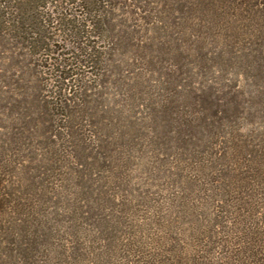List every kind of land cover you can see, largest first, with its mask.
I'll list each match as a JSON object with an SVG mask.
<instances>
[{
    "label": "trees",
    "instance_id": "16d2710c",
    "mask_svg": "<svg viewBox=\"0 0 264 264\" xmlns=\"http://www.w3.org/2000/svg\"><path fill=\"white\" fill-rule=\"evenodd\" d=\"M63 1L0 0V36L14 10L19 57L68 47L56 51L67 84L55 96L15 98L26 73L0 70V264H76L82 252L85 264H264V0H76L77 14L62 13ZM230 69L259 81L256 103L213 74ZM112 85L124 87L116 108L102 103ZM84 147L121 184L92 174L79 194L56 196L74 205L61 211L76 229L55 245L43 187L58 180L52 165ZM126 161L144 186L131 187Z\"/></svg>",
    "mask_w": 264,
    "mask_h": 264
},
{
    "label": "rangeland",
    "instance_id": "374dc122",
    "mask_svg": "<svg viewBox=\"0 0 264 264\" xmlns=\"http://www.w3.org/2000/svg\"><path fill=\"white\" fill-rule=\"evenodd\" d=\"M8 1H13V0H8ZM49 2H51V0H48ZM73 1V3H71ZM76 0H65V2L62 4L63 6V10L62 13H64L66 11V13H78L77 9L74 7V2ZM9 5H11V2L9 3ZM49 5V3H48ZM53 5H55L57 8L56 9H60V7L58 6V4L56 3H52V6L49 5L50 9H53ZM2 8H0L1 10ZM4 11H8L9 13L7 15H5V19L6 17H9L10 19L7 20L5 23H3V32H2V36H0V70L2 71V74H5L6 77L10 76V74L12 73H16L17 71L19 72V75L24 71L26 74H24V87L21 88L20 92H15V98L19 97L18 95H25V94H33L36 95L38 93L39 88H44L45 90H51L53 89V95L55 96V93L57 94V90L60 87H64L63 86V82L67 84L66 80H62L59 78V73L55 72L56 66L59 67L60 70H66L67 67H63V64H65V56H58L56 51H58V53L60 51H62V48L67 49L68 47H66L65 44H62V42H59L57 44H55V46L53 47H49L48 50L49 51H44V50H40L38 52H36V54H28L27 57H19V54L23 53V46L22 44H20V42H18L19 40H17L16 38V31H14V28L11 25H19L18 23L11 21V19H13V15H14V10H9L8 8L4 9ZM3 20V19H2ZM16 23V24H15ZM20 33H17V36ZM22 35V34H20ZM22 47V48H21ZM57 49V50H56ZM55 52L52 54L51 52L54 51ZM26 52V51H24ZM64 52V50H63ZM120 56V60H124V59H129L130 57H122V55ZM17 61H20V64H18V66L20 65L21 67H17ZM60 64V66L58 65ZM16 68V69H15ZM81 69L83 70L84 73H86L87 75H89L90 73H88V71H90L89 68H84L81 67ZM81 69L79 71H81ZM87 71V72H85ZM110 71H108L107 73H109ZM17 74V73H16ZM215 75L216 78L221 79L222 77L225 80H228V77L230 79H232V83L233 82H237V84L239 83L241 85V87L245 88V91H247L246 95H244V97L241 99V101L243 102L246 99H253L251 100L253 103L257 102V99L254 97L252 98L251 95H255V93L257 92L256 90L260 89V83L259 81L253 82V83H248L247 81L252 79V76L248 73L242 72V70L239 71L235 70V69H230L228 73H225L224 75H219L217 73H213ZM141 76H145L147 77V80H150V85L153 82H157V80L159 78H157L156 74L154 72H143L141 74ZM198 76V75H196ZM195 76V77H196ZM1 77V75H0ZM235 79V80H234ZM5 81H7V79H5ZM9 81V79H8ZM146 81V80H145ZM158 83V82H157ZM142 84V83H141ZM54 86V87H53ZM2 77L0 78V109H2V107L5 105L6 101H7V96L4 94V90H2ZM110 88H108L107 94H104V97L102 98V103L103 105H108L109 107H118V105L122 106V104H120V102H123L122 98L120 97V95L116 94L117 92H120L122 90V88L118 87L115 88L116 86H109ZM4 88V87H3ZM6 90V89H5ZM55 91V93H54ZM32 92V93H31ZM51 93V91H50ZM49 94V93H47ZM145 95L149 96L148 93H146ZM23 98V97H21ZM105 98V99H104ZM103 99L105 101H103ZM147 98L141 96L138 103L141 102H146ZM9 100L7 101L6 105L8 104ZM134 103L133 100L128 101V106H132ZM100 108V106H99ZM101 109V108H100ZM121 107L118 108V110L120 111ZM110 115L111 116H115L117 115V113L113 110H110ZM124 115V114H123ZM241 117V116H240ZM244 118L246 116H243ZM123 118H126L124 120V127L119 128L123 134H129V132L132 130V123L129 121V115L126 112L125 115L123 116ZM116 119V118H115ZM129 119V120H127ZM122 124H118V126H121ZM117 126V127H118ZM118 131V129H117ZM91 142V141H90ZM92 143V142H91ZM90 145V144H89ZM114 149V147H113ZM115 153V157H117V152L114 151ZM122 156H125L126 154L123 152ZM96 153V149H94V147L91 149H86L84 147V150H77L74 154H72V157L69 158V165H64L62 166V168H60V170L58 169L57 166H51L50 168L55 169L56 173H57V177L58 180L56 181V183L53 186H49L48 184H46V187H43L44 189V195L48 196V202H46L45 204V208L47 211L48 216H54L53 221L50 222L51 225V230H53L52 235L53 238H51V241L56 245H62L59 241L61 240V238L64 236V232L70 230V229H76L75 225L68 223V221L66 222V219H64V215L62 210V207H72L74 205H69V203H65L64 199L58 200L55 199L56 196L58 195H64L66 194L68 191L69 193H76L79 194L80 191V185L81 186H86L88 184H90V175L93 174L96 176L95 178H98V182H100V178L102 179V177H106L108 175V177L104 180L105 184L108 185H115V184H121V174L119 172V169H117L116 172L114 173H106V170H104V168L102 167L104 160L101 158H96L97 156ZM113 158V157H112ZM107 160L110 161H115V159H112L110 157H107ZM117 160V159H116ZM124 159H122L123 161ZM77 162V163H76ZM75 163L77 164L75 166ZM117 165H119V163L116 161ZM70 167V168H68ZM74 171H76L78 173V175H83L84 176V180L81 179L80 181H75L76 179L74 178V173L71 171L72 168ZM114 167V166H113ZM120 168H122V165L120 163L119 165ZM138 169H141V167H139ZM123 170L127 173V179L130 181V185L131 187L134 185H145L143 184V175L141 173L140 170L136 171V167L130 163H128L126 161L125 167H123ZM141 180V181H140ZM79 184V185H77ZM98 184L97 181L94 182V185ZM123 186V185H122ZM66 187L68 188V191L66 189ZM93 187V186H92ZM95 188V187H94ZM122 188L119 189V191L121 192ZM95 191V190H94ZM96 192V191H95ZM94 196H91L90 198L93 200ZM58 200V201H57ZM57 201V202H55ZM116 202L119 203H130L133 202L132 200H130L129 198L123 197L122 199L116 198ZM58 205V207L56 209H53V206H56V204ZM55 230V231H54ZM66 244V243H65ZM65 246V245H64ZM66 247V246H65ZM86 258L87 256L84 254V252H82V256L79 257L80 261L76 264H85L86 262Z\"/></svg>",
    "mask_w": 264,
    "mask_h": 264
}]
</instances>
